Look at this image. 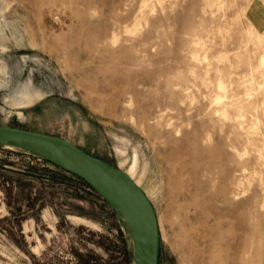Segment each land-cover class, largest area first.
I'll list each match as a JSON object with an SVG mask.
<instances>
[{
  "label": "rangeland",
  "instance_id": "374dc122",
  "mask_svg": "<svg viewBox=\"0 0 264 264\" xmlns=\"http://www.w3.org/2000/svg\"><path fill=\"white\" fill-rule=\"evenodd\" d=\"M0 123L129 172L159 264H264V0H0ZM0 264L132 249L95 191L0 143Z\"/></svg>",
  "mask_w": 264,
  "mask_h": 264
},
{
  "label": "water",
  "instance_id": "95a60500",
  "mask_svg": "<svg viewBox=\"0 0 264 264\" xmlns=\"http://www.w3.org/2000/svg\"><path fill=\"white\" fill-rule=\"evenodd\" d=\"M0 143L19 147L79 177L114 211L131 243L132 264H159V227L145 191L122 168L53 133L0 123Z\"/></svg>",
  "mask_w": 264,
  "mask_h": 264
},
{
  "label": "trees",
  "instance_id": "16d2710c",
  "mask_svg": "<svg viewBox=\"0 0 264 264\" xmlns=\"http://www.w3.org/2000/svg\"><path fill=\"white\" fill-rule=\"evenodd\" d=\"M42 161L44 162H48L46 161L45 159L43 158H40ZM50 163V162H49ZM53 165V164H52ZM54 166V173L58 174L63 180H66V181H72V182H76L78 184H81V185H84V186H87L89 187L84 181H82L79 177H77L76 175H73L69 172H66L64 171L63 169L55 166ZM92 190V189H91Z\"/></svg>",
  "mask_w": 264,
  "mask_h": 264
},
{
  "label": "bare ground",
  "instance_id": "6f19581e",
  "mask_svg": "<svg viewBox=\"0 0 264 264\" xmlns=\"http://www.w3.org/2000/svg\"><path fill=\"white\" fill-rule=\"evenodd\" d=\"M126 171V170H125ZM127 172V171H126ZM130 176H131V174L129 173V172H127ZM132 177V176H131ZM135 181V180H134ZM136 182V181H135ZM137 183V182H136ZM138 184V183H137Z\"/></svg>",
  "mask_w": 264,
  "mask_h": 264
}]
</instances>
